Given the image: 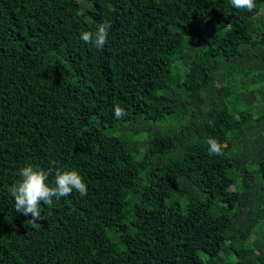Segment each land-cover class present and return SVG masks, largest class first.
Returning a JSON list of instances; mask_svg holds the SVG:
<instances>
[{"label":"trees","instance_id":"trees-1","mask_svg":"<svg viewBox=\"0 0 264 264\" xmlns=\"http://www.w3.org/2000/svg\"><path fill=\"white\" fill-rule=\"evenodd\" d=\"M27 164L87 195L33 226ZM0 264H264V0H0Z\"/></svg>","mask_w":264,"mask_h":264},{"label":"clouds","instance_id":"clouds-1","mask_svg":"<svg viewBox=\"0 0 264 264\" xmlns=\"http://www.w3.org/2000/svg\"><path fill=\"white\" fill-rule=\"evenodd\" d=\"M230 3L239 10L251 12L255 8V0H230ZM110 29V22L100 23L94 33L89 31L81 33V39L96 49L102 50L108 43ZM114 115L119 119L126 113L123 108L116 105ZM208 143L210 155L220 152L221 146L216 139L211 138ZM17 174L19 179L8 189V192L14 198L15 211L30 216L28 221L33 226H38L42 221L39 208L42 202L51 204L54 198L59 200L69 196L73 191L79 193L81 197L86 196L88 192L86 182L77 170L57 169L55 179L51 184L48 182L50 172L33 164L21 167Z\"/></svg>","mask_w":264,"mask_h":264},{"label":"rangeland","instance_id":"rangeland-1","mask_svg":"<svg viewBox=\"0 0 264 264\" xmlns=\"http://www.w3.org/2000/svg\"><path fill=\"white\" fill-rule=\"evenodd\" d=\"M130 130H132V129H130ZM140 150H143V148H142V147H140Z\"/></svg>","mask_w":264,"mask_h":264}]
</instances>
